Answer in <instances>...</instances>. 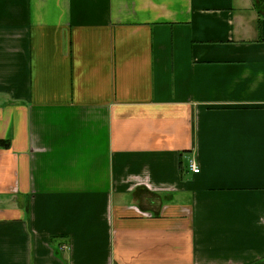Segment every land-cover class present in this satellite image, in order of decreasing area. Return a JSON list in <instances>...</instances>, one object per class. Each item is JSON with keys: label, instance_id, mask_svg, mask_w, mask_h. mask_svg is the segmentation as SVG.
<instances>
[{"label": "crops", "instance_id": "obj_1", "mask_svg": "<svg viewBox=\"0 0 264 264\" xmlns=\"http://www.w3.org/2000/svg\"><path fill=\"white\" fill-rule=\"evenodd\" d=\"M260 2L0 0V264H264Z\"/></svg>", "mask_w": 264, "mask_h": 264}, {"label": "built area", "instance_id": "obj_2", "mask_svg": "<svg viewBox=\"0 0 264 264\" xmlns=\"http://www.w3.org/2000/svg\"><path fill=\"white\" fill-rule=\"evenodd\" d=\"M190 167L193 169L195 173H198L200 171L199 166L197 165L195 160H190Z\"/></svg>", "mask_w": 264, "mask_h": 264}, {"label": "trees", "instance_id": "obj_3", "mask_svg": "<svg viewBox=\"0 0 264 264\" xmlns=\"http://www.w3.org/2000/svg\"><path fill=\"white\" fill-rule=\"evenodd\" d=\"M261 1V2H260ZM256 2H260V3H262V2H264V0H256Z\"/></svg>", "mask_w": 264, "mask_h": 264}]
</instances>
